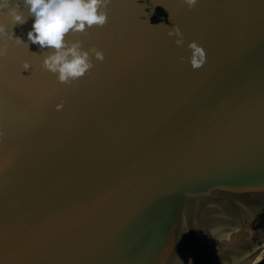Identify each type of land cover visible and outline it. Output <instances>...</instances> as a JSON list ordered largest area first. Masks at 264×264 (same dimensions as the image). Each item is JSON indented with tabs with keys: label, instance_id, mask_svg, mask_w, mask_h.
Masks as SVG:
<instances>
[{
	"label": "water",
	"instance_id": "obj_1",
	"mask_svg": "<svg viewBox=\"0 0 264 264\" xmlns=\"http://www.w3.org/2000/svg\"><path fill=\"white\" fill-rule=\"evenodd\" d=\"M106 11L102 27L66 34L104 52L68 83L28 40L33 17L0 12V264H252L264 249V0Z\"/></svg>",
	"mask_w": 264,
	"mask_h": 264
},
{
	"label": "clouds",
	"instance_id": "obj_2",
	"mask_svg": "<svg viewBox=\"0 0 264 264\" xmlns=\"http://www.w3.org/2000/svg\"><path fill=\"white\" fill-rule=\"evenodd\" d=\"M193 7L197 0H184ZM109 0H23L12 5L10 0H0V12L6 11L14 24H23L33 17L32 26L27 32L28 40L47 49L42 66L55 73L62 83H68L81 77L92 67V56L103 60L104 52L96 47L85 48L81 40H69L66 34L84 32L87 28L101 26L107 22ZM7 25L0 23V35L7 32ZM13 37V33L11 32ZM169 35L175 37L177 45L184 44V34L180 27L174 26ZM17 43H26L16 36ZM28 45V44H27ZM190 63L200 66L205 62V50L195 41L189 43ZM50 50V51H49ZM3 49L0 48V55ZM29 63L25 61V68ZM58 108L62 105H57Z\"/></svg>",
	"mask_w": 264,
	"mask_h": 264
},
{
	"label": "bare ground",
	"instance_id": "obj_3",
	"mask_svg": "<svg viewBox=\"0 0 264 264\" xmlns=\"http://www.w3.org/2000/svg\"><path fill=\"white\" fill-rule=\"evenodd\" d=\"M263 255H264V249L259 253V255H258L257 258L255 259V261H253L252 264H255V263L257 262V260H259Z\"/></svg>",
	"mask_w": 264,
	"mask_h": 264
},
{
	"label": "trees",
	"instance_id": "obj_4",
	"mask_svg": "<svg viewBox=\"0 0 264 264\" xmlns=\"http://www.w3.org/2000/svg\"><path fill=\"white\" fill-rule=\"evenodd\" d=\"M261 264H264V260H263V262Z\"/></svg>",
	"mask_w": 264,
	"mask_h": 264
},
{
	"label": "snow or ice",
	"instance_id": "obj_5",
	"mask_svg": "<svg viewBox=\"0 0 264 264\" xmlns=\"http://www.w3.org/2000/svg\"><path fill=\"white\" fill-rule=\"evenodd\" d=\"M104 25V24H103ZM103 25H101L100 27H102Z\"/></svg>",
	"mask_w": 264,
	"mask_h": 264
}]
</instances>
